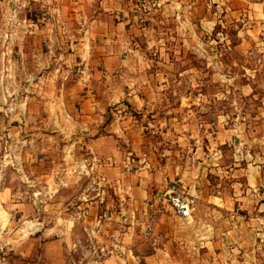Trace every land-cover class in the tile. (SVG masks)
<instances>
[{"label": "rangeland", "instance_id": "obj_1", "mask_svg": "<svg viewBox=\"0 0 264 264\" xmlns=\"http://www.w3.org/2000/svg\"><path fill=\"white\" fill-rule=\"evenodd\" d=\"M12 1L9 11L0 10V29L7 30L5 34L0 33V62L7 64L0 67V123L12 126L19 123L16 126L21 127L16 132L0 131V139L5 143L0 148L4 166L13 162L23 172V155L28 151L35 158L40 155L66 157L63 168L67 174L74 165L67 164L68 158L89 157L92 152L85 141L99 137L104 126L120 120L129 128L120 138L124 146H117V152L113 149L114 158L127 154L133 163L130 167L134 168L140 164L137 160L143 158L145 161L140 166L148 162L165 164L168 158L176 167L195 166L194 174L202 179L198 189L205 190L204 198L208 199L206 194L226 193L233 209L228 213L246 218L247 213L238 210L242 208L232 200V194L234 180L238 182L234 186L241 191L249 188L245 177L249 160L261 161L264 165V0H155L162 6L144 23L138 13L141 0H114L117 16V11L135 14L136 39L150 50H144L124 67L119 64L112 73L100 66L98 58L89 66L83 61L75 65L65 60L64 69L57 73L52 53L46 67L36 71L45 73L44 80L33 83L11 82L12 78L5 77L16 73L18 80L24 79L21 74L24 69L16 68L13 62L16 60L18 64L23 55L33 53V45L41 46L44 36L33 37L30 44L24 36L14 37L12 32L28 24L41 27L46 21L40 14L47 10L41 0ZM48 2L52 4V0ZM102 2L91 1L90 11L99 10ZM51 34L48 42L55 43L56 35ZM17 44H22L24 50H19ZM27 44L32 47L26 48ZM152 74L155 82L149 78ZM129 89L137 93L128 96ZM40 107L48 109L43 116L44 123L47 118V128L43 130L36 128L39 118L25 112ZM53 108L65 109L64 131L54 130ZM83 109L95 111L84 114L80 112ZM81 124H87L88 129L82 130ZM221 134L228 136L221 140ZM13 140L17 142L15 145L10 143ZM246 146L252 155L244 153ZM97 151L108 155L109 147L103 145ZM227 167L229 172L235 171V176L222 178V168ZM33 169L39 171L40 166ZM172 182L183 186L179 180ZM108 183L106 175L98 170L78 180L90 195L106 190L105 204L118 208L116 187ZM259 184L250 214L257 222L256 255L251 260H243L241 255L242 260L237 258L230 264H264V177ZM197 205L198 198L192 215L182 219L192 220ZM109 218L107 224L113 216ZM107 224L103 223L99 229L98 247L103 242L107 246L109 236L113 235L105 228ZM198 251L201 249L196 251L191 247L181 254V262L203 264L199 255L196 256ZM136 264L150 263L141 258Z\"/></svg>", "mask_w": 264, "mask_h": 264}, {"label": "crops", "instance_id": "obj_2", "mask_svg": "<svg viewBox=\"0 0 264 264\" xmlns=\"http://www.w3.org/2000/svg\"><path fill=\"white\" fill-rule=\"evenodd\" d=\"M91 1L93 0H52L49 5L48 0H41L42 7L47 12L40 16L46 22L39 28H33L29 24L23 29L14 28L12 33L14 37L24 36L30 44L33 37L44 36L43 40L41 38L43 43L41 46L34 44L36 53L23 55V60L18 64L14 60L16 68L24 69L21 73L24 79L18 80L16 73L8 74L5 78H12L9 81L17 83L21 80L42 82L45 73L36 71L46 67L49 57H53L52 53L56 58L57 73L60 72L59 69H64L65 60L74 62L75 65H81L80 61H83L84 65L89 66L96 58L99 59L100 66L103 65L106 71L112 73L119 64L124 67L144 50H150V47L141 45L136 39L135 14L130 16V12L117 11V16L114 6L117 2L114 0H103L102 7L92 12ZM12 3V0H0V10L9 11ZM51 21L53 27L50 28ZM80 31L82 34H79ZM0 33L5 34L7 30L0 29ZM51 33L56 35L55 43L48 42V37L52 38ZM17 46L19 50H24L22 44ZM30 46L27 44L26 48ZM6 65L0 62V67ZM149 78L155 82L153 74ZM133 92L137 93L129 89L126 95L131 96ZM94 111L95 109L80 110L84 114H92ZM25 112L26 115L35 114L39 118L40 123L36 128H47V118L43 122V116L48 113L47 108L26 109ZM51 114L56 118L54 130L64 131L65 109L53 108ZM14 125L0 123V131L20 130L21 126H16L19 123ZM80 126L82 130L88 129L87 124ZM128 128L124 121L118 120L104 126L99 137L88 138L85 145L91 148L92 154L85 159L69 157L67 164L74 165L67 174L63 168L66 164L64 156L52 158L40 155L35 158L26 151L21 172L13 162L4 166L0 155V241L8 244L4 264H95L94 256L88 249V233L104 210H113L112 222L107 224L104 221V224L108 225L110 234L121 237L120 244L126 248L127 255H114L96 264H136L141 258L150 264H183L181 254L191 247L196 251L201 249L196 256L199 255L203 264H213V261L216 264H230L237 258L241 259V255L243 260L255 257L257 222L251 219L250 214L254 210L252 205L254 192L258 191L256 186L260 185L259 181L264 177V165L261 161H248L245 177L249 188L241 191L234 186L238 184L234 180L232 200L242 208L239 211L246 212L249 216L244 214L245 219L241 214L232 217L229 213L233 209L228 204L230 199L226 198V193L218 192L213 196L206 194L208 199L204 198L205 190L198 189L199 180L202 179L194 174L195 166L186 165L184 169L176 167L169 158L163 165H151L148 162L140 166L145 161L143 158L137 160L140 164L134 168L130 167L133 163H130L129 155L114 158L113 149L117 152V146H124L120 138L125 136ZM227 136L221 134L219 138ZM10 143L15 145L17 142L13 140ZM4 144L0 139V148ZM103 145L109 147L108 155L98 153L97 148ZM244 153L252 155L249 146H246ZM37 166H40L39 171L33 169ZM222 169V178L235 176V171L229 172L228 167ZM92 170L102 171L108 178L110 187H116L120 202L118 208L105 204L106 190L90 195L87 193L88 188L83 189L78 184V180L86 177ZM175 179L181 181L183 187L198 198L194 218H179L171 207L164 205V213L149 236L151 240L146 242L150 239L145 236L144 228L148 214L146 201L155 192L164 191L168 182ZM73 205L89 209V216L85 219H73V208L70 209ZM115 211L118 214L115 215ZM124 218L126 220L122 223ZM129 256L133 258L130 259Z\"/></svg>", "mask_w": 264, "mask_h": 264}, {"label": "built area", "instance_id": "obj_3", "mask_svg": "<svg viewBox=\"0 0 264 264\" xmlns=\"http://www.w3.org/2000/svg\"><path fill=\"white\" fill-rule=\"evenodd\" d=\"M138 5L139 19L142 23L146 22V20L151 17V14L159 10L162 6L160 2L155 0H141ZM102 182L104 184L105 179H103ZM98 186H101V184ZM96 190L97 188L94 191ZM196 202L197 198L190 194L180 183L169 181L164 191L155 192L152 197L146 201L148 214L147 221L144 224L145 236L148 237L152 235L155 225L164 212V205L171 207L173 213L177 217L188 218L192 215ZM110 215V212L107 210L100 214L95 222L94 228L88 233V249H90L91 255L94 256L93 263L95 264L103 261L104 258L114 255L118 257H126L127 255L126 248L120 244L119 237L115 235L109 236V244L107 246L104 242L99 247L96 245V239L101 233L99 229L103 228L104 221L110 219ZM88 216L89 209H84L80 206L73 207V219H85ZM7 248L8 244L4 241H0V264L6 262Z\"/></svg>", "mask_w": 264, "mask_h": 264}]
</instances>
